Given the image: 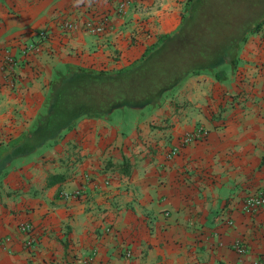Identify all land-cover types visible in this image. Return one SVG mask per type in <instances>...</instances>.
Segmentation results:
<instances>
[{
  "label": "crops",
  "instance_id": "0c3cea01",
  "mask_svg": "<svg viewBox=\"0 0 264 264\" xmlns=\"http://www.w3.org/2000/svg\"><path fill=\"white\" fill-rule=\"evenodd\" d=\"M186 1L129 0L118 16V0H0V264L264 256V206L242 209L264 191V23L239 41L233 61L186 77L161 105L81 117L52 142L23 145L56 68L127 67L173 33ZM102 13L114 28L86 31L83 20ZM63 19L76 28L61 30Z\"/></svg>",
  "mask_w": 264,
  "mask_h": 264
},
{
  "label": "trees",
  "instance_id": "16d2710c",
  "mask_svg": "<svg viewBox=\"0 0 264 264\" xmlns=\"http://www.w3.org/2000/svg\"><path fill=\"white\" fill-rule=\"evenodd\" d=\"M207 1L210 3V0H187L186 13L178 30L160 36L139 60L127 67L94 70L68 65L56 68L44 109L23 136L22 144L31 151L52 142L81 117H110L116 111L155 108L186 77L201 71L214 72L225 60L233 61L239 41L264 22V0H216V3L211 0L214 7L203 9L201 4ZM259 17L262 19L251 26V20ZM218 25L223 31L231 29L235 33H218ZM158 74L161 79L152 84V77ZM144 78L152 85L138 95L131 92L135 82ZM50 116L54 118L51 125ZM58 117L67 120L56 121ZM21 152L25 151L19 148L18 153Z\"/></svg>",
  "mask_w": 264,
  "mask_h": 264
},
{
  "label": "built area",
  "instance_id": "2783aa9c",
  "mask_svg": "<svg viewBox=\"0 0 264 264\" xmlns=\"http://www.w3.org/2000/svg\"><path fill=\"white\" fill-rule=\"evenodd\" d=\"M128 5H129V0H118L115 7L116 14L118 16H122L125 13ZM59 26L63 31H70L75 29L77 25L74 21L63 19L60 22ZM82 26L86 31L92 34H102L114 28V25L111 22L109 15L105 13L98 14L95 17H90L83 20ZM28 48H35V47L34 45L30 44ZM15 64H16V60L14 58V55H11L10 53L7 52L4 55L3 66L5 65V68H7L6 70L9 72V74L13 73L14 71L13 67ZM195 136L196 135L185 137L184 141H188L191 137L193 138ZM176 153H177V149L172 148L168 152L167 157L169 158ZM263 206H264V191L259 190L257 193L253 195H249L243 200L242 209L246 212H251V211H256L257 209ZM19 227L23 232H28L29 230V226L26 223H21ZM234 247L239 253H245L247 250L246 245L242 241H237L234 244ZM123 254L127 258L130 257L131 256L130 249L125 248ZM256 264H264V256H261L256 261Z\"/></svg>",
  "mask_w": 264,
  "mask_h": 264
},
{
  "label": "rangeland",
  "instance_id": "374dc122",
  "mask_svg": "<svg viewBox=\"0 0 264 264\" xmlns=\"http://www.w3.org/2000/svg\"><path fill=\"white\" fill-rule=\"evenodd\" d=\"M215 3H216V0H215ZM209 5V6H208ZM201 7L203 8V9H206V8H209V9H212V7H214V5L212 4V1L210 0V3L207 1L206 3H202L201 4ZM186 13V11H185V7L183 8V11H182V14H185ZM262 17H264V16H262ZM262 17H259V18H256V19H252L251 20V26H254V24H255V22L256 21H258V20H260V19H262ZM233 20V22L236 20H234V19H232ZM264 23V22H263ZM262 23V24H263ZM179 27V26H178ZM178 27L173 31V32H175L177 29H178ZM218 33H235V30H231V29H229V31L228 30H221L220 29V26L218 25V28H217V30H216ZM239 33V32H238ZM159 38V37H158ZM224 38V37H223ZM217 41H220V39H217ZM149 78V77H148ZM152 79H153V82H152V84L153 83H155V80L156 81H159L160 79H161V76L158 74V75H156V76H153L152 77ZM142 80H144V82L142 81ZM146 80H147V78H144V79H138L136 82H135V84H136V86L135 87H133V89L131 88V92H132V90L133 91H135V94H139V93H143V90H145L146 89V87L147 86H151L152 84H147L146 83ZM53 116H50V118H49V125H51V123H52V121H53ZM65 120H67V119H60L59 117L56 119V121H61V122H63V121H65ZM48 125V126H49Z\"/></svg>",
  "mask_w": 264,
  "mask_h": 264
},
{
  "label": "water",
  "instance_id": "95a60500",
  "mask_svg": "<svg viewBox=\"0 0 264 264\" xmlns=\"http://www.w3.org/2000/svg\"><path fill=\"white\" fill-rule=\"evenodd\" d=\"M178 28H179V27H178ZM177 30H178V29H177ZM177 30H176V31H177ZM176 31H175V32H176ZM175 32H173V33H175Z\"/></svg>",
  "mask_w": 264,
  "mask_h": 264
}]
</instances>
